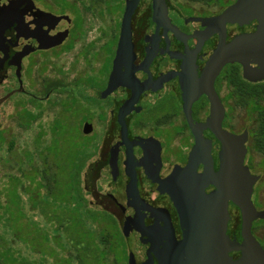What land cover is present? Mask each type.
Masks as SVG:
<instances>
[{
    "label": "flooded vegetation",
    "instance_id": "obj_1",
    "mask_svg": "<svg viewBox=\"0 0 264 264\" xmlns=\"http://www.w3.org/2000/svg\"><path fill=\"white\" fill-rule=\"evenodd\" d=\"M8 1L0 0V6ZM126 1L57 0L60 9L54 10L45 0H18L6 11L0 8V15L9 20L0 35V106L9 102L15 114H36L43 103L52 110L53 96L59 95L58 114H83L77 128L87 146L98 148L91 164L99 171V199L92 201L115 221L123 238L124 264H129L130 256L135 264H211L209 254L200 251L198 244L208 231L201 223L203 212L191 201L197 192L208 195L216 190L207 176L210 170L220 169L224 134H246L243 164L258 176L252 201L258 211L264 210L258 197L264 181V150L255 139L259 122L252 128L233 117L251 108L245 101L259 114L264 80L250 81L244 77L243 64L227 63L213 80V92L205 72L222 37L229 43L255 33L259 23L222 26L218 22L238 0H137L129 8L127 49L117 59ZM218 4L221 7L212 10ZM85 14L109 17L98 36L102 46L93 53L94 60L103 58L102 66L88 77H55L52 53L71 49L72 41L83 36ZM56 35L64 37L60 45L41 47ZM96 43L89 42L93 45H88L86 55ZM250 67L257 65L250 63ZM42 68L45 74L38 84L36 76ZM112 76L117 86L107 91ZM70 86L86 87L89 94L69 90ZM213 97L219 102L213 103ZM256 152L258 170L253 165ZM189 164L190 170L183 171ZM177 168L180 174L165 183ZM105 177H109L106 186L100 182ZM162 190L175 193L183 213ZM229 214L226 234L231 242L242 244L241 211L232 202ZM251 231L264 248V219L253 221ZM187 234L194 243L184 246ZM227 254L233 262L243 256L241 250Z\"/></svg>",
    "mask_w": 264,
    "mask_h": 264
},
{
    "label": "rangeland",
    "instance_id": "obj_2",
    "mask_svg": "<svg viewBox=\"0 0 264 264\" xmlns=\"http://www.w3.org/2000/svg\"><path fill=\"white\" fill-rule=\"evenodd\" d=\"M45 1L54 10L60 9L56 5L57 0ZM68 1L73 2V0ZM76 4L78 8L81 7L78 2ZM219 6L221 7L218 4L212 10H218ZM108 18L105 14L99 19L85 14L87 22L83 36L72 41L71 49L53 51L51 60L53 76L58 78L68 76L69 79L75 75L88 77L102 66L103 58L98 57L94 60L93 53L102 46L103 40L98 36L104 31L105 25H108ZM96 37L99 39H95ZM91 41L97 43L90 54L86 55ZM39 60L40 58L37 59L38 62ZM44 74L42 68L36 76L38 84L43 80ZM69 90H79L85 95L89 94L87 88L83 86H70ZM60 99L59 95L53 96L52 110H47L43 103L36 109V114H15L13 103L9 102L0 106V235L12 247L18 260H23L27 264H41L43 258H45L44 264H60L59 259L68 256L67 252H60V249L51 241L49 247L45 244L43 247L41 244L46 233H49L51 237L55 227L45 216L44 210L64 208V205L56 201L58 199L54 195H47L42 188L44 170L48 169V177L62 178L66 176L65 169L70 157L77 156L80 159L84 152L96 154L90 158L87 166L98 157V148L87 146L77 128V123L83 114H58L61 111ZM260 105H264V102ZM250 106V109H244L245 114H233V117L236 121L242 120L245 125L249 124L254 128L258 123V114L254 111L253 104ZM255 156L253 165L258 170L257 161L260 156L257 152ZM85 172L82 173L83 181ZM108 181L109 177H105L100 182L105 185ZM85 197L92 202L93 208L102 210L92 201L93 197L89 193H86ZM258 197L259 202L264 203V181L260 185ZM84 218L87 219L86 216ZM88 227L93 228L91 224H88ZM103 229L105 235L109 237L108 250L113 253L108 256L107 264H112L114 258L117 264H124L121 251L123 238L120 231L116 226L108 223ZM96 230L98 231L96 234L99 233V228L96 227ZM96 237V243L100 245V238ZM41 245L44 249H39ZM71 264H77V262L74 260ZM82 264L97 263L83 257Z\"/></svg>",
    "mask_w": 264,
    "mask_h": 264
},
{
    "label": "water",
    "instance_id": "obj_3",
    "mask_svg": "<svg viewBox=\"0 0 264 264\" xmlns=\"http://www.w3.org/2000/svg\"><path fill=\"white\" fill-rule=\"evenodd\" d=\"M18 0H9L7 4L0 6L1 12L3 10L14 7ZM136 3L137 0L126 1V12L122 22V34L119 42L117 59L122 55L124 50L127 49L130 22V4ZM49 17L60 20L53 14H48ZM257 20L258 29L255 33L244 34L237 36L231 42H225V38L218 46L217 51L209 62L205 79L212 81L227 63H241L244 65V77L250 81L257 82L264 80V0H238L235 4L228 7L218 17V22L225 26L227 23L248 24L249 22ZM6 17L0 15V35L4 28L8 26ZM64 40L61 35L49 37L44 48H52L60 45ZM250 63H255L256 68L250 67ZM117 86L113 76L110 79L107 91L114 89ZM210 93V92H209ZM213 103L217 97L212 98ZM188 106L191 102L188 101ZM188 121L191 123L190 114H186ZM88 126L86 125L84 131L87 132ZM247 140L246 134L235 136L231 133H225L223 136V149L220 153L221 163L220 169L217 173L210 170L207 176L208 184H214L216 190L206 195L204 191L197 192L194 195L192 203L198 204L197 211L203 212L201 218L202 224L208 228V231L202 233L200 251L209 254L211 264H264V248H262L252 235V224L256 219H264V210L258 211L252 201L253 186L258 180V176L250 173L248 167L244 166V158L246 155L245 143ZM111 164L114 168L115 158L112 155ZM190 164L183 171L190 170ZM181 169L177 168L173 174L165 181L170 183L179 175ZM194 179H197L195 176ZM168 192L175 205L179 208V203L176 199L175 193ZM232 202L236 205L242 216V235L244 241L242 244L231 242L226 234L227 225L230 220L229 203ZM206 205V208H203ZM202 207V209H201ZM184 210L181 208V213ZM183 217V216H182ZM194 241L187 236L183 241L184 246H189ZM228 250H241L243 256L240 260L233 262L228 256ZM129 264H135L133 256L129 257ZM202 264H208L202 262Z\"/></svg>",
    "mask_w": 264,
    "mask_h": 264
},
{
    "label": "trees",
    "instance_id": "obj_4",
    "mask_svg": "<svg viewBox=\"0 0 264 264\" xmlns=\"http://www.w3.org/2000/svg\"><path fill=\"white\" fill-rule=\"evenodd\" d=\"M260 90L264 93V87L260 88ZM244 104L249 105L251 103L245 101ZM258 105L259 127L255 139L257 140V147L264 150V105L257 103ZM94 155L96 154L92 155V153L87 154V152H84L80 159L77 156L76 158L70 157L67 169H65L66 176H62V178L58 176L48 177V169L44 170L42 188H44L47 195H54L58 199L56 201L64 205V208L62 210H44L45 216L55 227L52 230L51 237L49 233H46L41 244L43 247H45L44 244L49 247L51 241L60 249V252L68 253L67 257L59 259L60 264H71L74 260L77 264H82L83 257L92 259L97 264H107L108 256L113 254L108 250L110 245L109 237L105 235L103 228L107 223L111 226H116L115 221L104 210L93 208L92 202H89L85 197V194L89 193L93 199H99L96 192L99 171L95 172V163L87 166L88 161ZM84 171L87 172V175H85L83 181L82 173ZM83 183L84 185H82ZM85 216L87 219L84 218ZM88 224H91L93 228H89ZM96 227L99 228V233L97 234ZM96 236L100 238V245L96 243ZM42 245L39 249H44ZM44 260L45 258H43L41 264H44ZM0 264H27L23 260H18L12 247L1 235ZM112 264H117L115 258Z\"/></svg>",
    "mask_w": 264,
    "mask_h": 264
}]
</instances>
